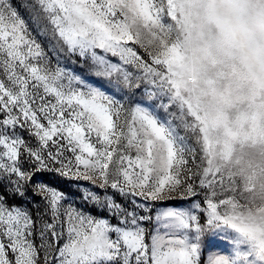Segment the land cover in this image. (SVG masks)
<instances>
[{"label": "snow or ice", "instance_id": "6c2138e0", "mask_svg": "<svg viewBox=\"0 0 264 264\" xmlns=\"http://www.w3.org/2000/svg\"><path fill=\"white\" fill-rule=\"evenodd\" d=\"M26 7L48 50L0 0V264H264V0ZM47 171L104 190L88 199L106 212L65 207L33 184ZM30 195L35 216L17 203Z\"/></svg>", "mask_w": 264, "mask_h": 264}, {"label": "rangeland", "instance_id": "374dc122", "mask_svg": "<svg viewBox=\"0 0 264 264\" xmlns=\"http://www.w3.org/2000/svg\"><path fill=\"white\" fill-rule=\"evenodd\" d=\"M14 4L19 8V11L23 18L28 22L29 28L32 31L33 36L36 38L37 42L41 43L42 46L48 50L49 41L45 35H43V24L39 27L35 23H33L30 18L29 11L27 10L26 5L29 0H13ZM27 14L24 13V10ZM142 51V50H141ZM49 55L52 56L53 65L56 62V56L49 51ZM61 64H67L69 69H75V71L85 77L88 83L93 86L100 88L105 91L109 95H114L117 99H122L124 97V93H121V90L116 87L114 83H109L107 80L99 79L94 76L89 75L88 73V64L76 60L72 58L71 60H67L64 57H60ZM159 101H157V104ZM161 117H165V112L163 109H157ZM25 137H27V133H24ZM37 182H43L44 184L57 189L61 193H63L66 199L63 201V205L66 207L69 203L74 205L77 209H82L85 212L91 213L92 215H102L106 212L105 209L101 208L99 205L94 204L88 199L90 193H99L101 195L105 194L104 190L99 189L97 186L93 185L91 181H86L83 179H74L71 177L63 176L55 171H47L38 174L34 180L33 184ZM108 195H114L117 201L128 204L129 201L141 200L140 197H123L115 190L110 187L106 190ZM17 203L22 204L26 208H30L32 210L33 215H36L37 210L43 211V201L39 196H28L24 201H18ZM164 206L169 207H183L187 206L184 201L179 198L169 200L166 202ZM131 207V205H129ZM160 207L159 205L157 206ZM39 238L37 237L36 243L39 244ZM226 247L225 241L222 239V234L211 236L208 238V246L205 251H214L217 249H223Z\"/></svg>", "mask_w": 264, "mask_h": 264}, {"label": "trees", "instance_id": "16d2710c", "mask_svg": "<svg viewBox=\"0 0 264 264\" xmlns=\"http://www.w3.org/2000/svg\"><path fill=\"white\" fill-rule=\"evenodd\" d=\"M23 10H24V9H23ZM24 13L27 14V13L25 12V10H24Z\"/></svg>", "mask_w": 264, "mask_h": 264}]
</instances>
